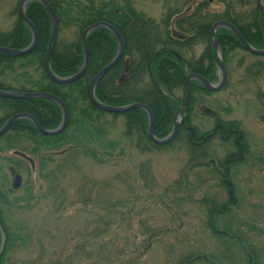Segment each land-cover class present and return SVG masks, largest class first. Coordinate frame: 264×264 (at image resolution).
<instances>
[{"label": "rangeland", "instance_id": "obj_1", "mask_svg": "<svg viewBox=\"0 0 264 264\" xmlns=\"http://www.w3.org/2000/svg\"><path fill=\"white\" fill-rule=\"evenodd\" d=\"M17 3L0 0V29L12 28ZM165 3L137 0V7L159 19ZM211 9L222 11L224 3L214 0ZM203 49V44L195 48L197 56ZM259 63L264 58L236 49L226 65L227 85L199 94L192 114L191 125L203 132L215 126V116L205 111L240 120L249 157L228 173L227 152L237 155L235 147L212 141L195 152L181 136L141 150L138 137L122 134L125 118L111 115L105 116L106 134L94 143L97 159L81 149L67 151L69 145L34 153L29 136L19 139L22 149L10 151L6 139L0 140V186L8 199L3 211L13 239L1 264H179L191 252L218 256L224 264H247L240 245L225 242L209 226L208 206L229 202L231 186L237 203L217 215V224L246 236L264 264V83L246 70ZM3 157L20 160L22 167L15 171ZM17 173L22 181L14 189Z\"/></svg>", "mask_w": 264, "mask_h": 264}, {"label": "trees", "instance_id": "obj_2", "mask_svg": "<svg viewBox=\"0 0 264 264\" xmlns=\"http://www.w3.org/2000/svg\"><path fill=\"white\" fill-rule=\"evenodd\" d=\"M47 1L58 18L57 38L51 55L53 72L59 77H69L81 69L84 63L82 33L86 27L100 21L115 26L124 38L125 52L121 60L96 85L97 98L112 106L145 103L153 112L154 134L159 138L168 136L173 130L175 113L185 98V80L189 73H199L209 82L219 80L211 38V27L215 22H231L253 47L264 49V15L257 0H216L224 3L222 11L211 9L214 0H165L164 11L159 19L140 10L137 0ZM19 2L20 0L13 9L16 18L12 28L0 29V46L24 49L32 41V32L18 12ZM26 15L37 28L38 43L27 55L0 53V89L52 93L66 104L69 122L62 133L44 135L29 119L21 118L0 138L6 139L8 151L22 149L18 144L19 139L29 136L36 143L32 149L34 153L47 150V147L55 150L69 145L67 151L78 152L81 149L97 159L98 151L94 148V143L107 132L106 115L125 118L122 134L129 138L138 137L137 144L141 150L167 145H159L150 139L149 117L144 109L112 113L97 107L89 97L91 81L118 53L119 43L112 31L103 27L91 31L87 38L90 62L86 73L74 82L62 84L49 77L44 65L52 32L50 13L41 2L32 0L26 6ZM216 35L225 65L236 49L249 52L229 28L218 27ZM200 44L204 45V49L197 56L195 48ZM256 56L264 58V55ZM256 69L253 65L246 68L247 72L253 71L254 75H259L260 80L264 81V64L259 63ZM35 73H38V77H35ZM190 90V102L174 141L185 136L195 152H199L201 149L198 148L204 146L203 136L207 132L191 125L192 114L196 104L201 102L197 98L201 97L199 94L211 95L215 91L207 89L197 79L190 82ZM0 110L3 111L0 128L8 118L20 112L33 115L46 129L57 128L63 117L61 107L48 98L16 99L0 96ZM205 113L212 114L216 119L220 118L216 112ZM217 134L210 139L218 136ZM113 146L110 144L109 147ZM105 152L111 155V152ZM2 159H6L15 171L22 167L20 160L11 157ZM26 159L32 160L30 157ZM49 159L53 158L49 156ZM242 159H233L229 166H234L235 162ZM227 165L225 162L224 167ZM224 182L230 184L227 177ZM229 194L230 201L223 203L220 208L215 203L208 206L211 214L209 226L225 242L229 240L238 243L246 255L247 264H260L257 253L250 247L246 236L217 224V215L228 213L237 203L232 186ZM7 202V195L0 186V264L13 243L3 211ZM196 261L224 264L218 256L193 252L179 264H193Z\"/></svg>", "mask_w": 264, "mask_h": 264}, {"label": "water", "instance_id": "obj_3", "mask_svg": "<svg viewBox=\"0 0 264 264\" xmlns=\"http://www.w3.org/2000/svg\"><path fill=\"white\" fill-rule=\"evenodd\" d=\"M30 1H32V0H20L19 5H18V11H19L20 17L28 25V27L30 28V30L32 32V41H31L30 45L24 49H14V48H10V47L0 46V53H8V54L16 55V56H23V55L30 54L35 49V47L38 43L37 28L35 27V25L31 22V20L26 15V6ZM36 1L41 2L46 7V9L48 10V12L50 13L51 18H52L51 38H50L49 47H48V50H47V53L45 56V61H44L45 69H46V72L49 75V77L53 81H55L57 83H62V84L74 82V81L80 79L86 73L88 66H89V62H90V50H89V45H88V41H87L89 34L91 33V31H93L94 29H97V28L103 27V28L109 29L110 31L113 32V34L116 36V38L118 40L119 50H118L117 55L114 57V59L110 63H108L91 81L90 86H89V97H90L91 101L97 107H99L105 111L112 112V113H123V112L130 111L132 109H135V108L144 109L148 113V117H149L148 135H149L150 139H152L155 143H157L159 145L168 144L176 137V135L179 131V127L184 120V111H185V109H186V107L190 101V97H191L190 82L192 80H194V79L199 80L207 89L213 90V91L220 90L226 85L227 80H228V73L226 70V66H225L221 51L219 49V42H218L217 35H216V31H217L218 27L224 26V27L229 28L237 36V38L240 40L242 45L247 50H249L251 53L258 54V55H264V49H257L255 47H253L246 40V38L241 34V32L231 22L226 21V20H219V21L215 22L211 27V38H212V42H213V46H214V55H215L216 63H217V66L219 68V71H220V81L219 82H209L203 75H201L199 73H194V72L189 73L186 77V80H185V99L181 103V105L179 106V108L177 109V111L175 113L173 130L171 131V133L167 137L159 138V137L155 136V134H154V115H153V112H152L151 108L148 105H146L145 103L136 102V103H132V104L126 105V106H112V105H107V104L102 103L97 98V95L95 92L96 85L121 60V58L124 55L125 41H124V38H123L122 34L120 33V31L115 26H113L107 22H104V21L96 22V23H93V24L89 25L88 27H86L82 33V43H83V47H84V63L82 65L81 69L77 73H75L69 77H59L53 72V70L51 68V55H52V52L54 50L56 38H57V29H58L57 14H56L54 8L52 7V5L47 0H36ZM257 5H258L259 9L261 10L262 14L264 15V0H257ZM0 96L6 97V98H16V99L17 98H48V99H51L52 101H54L55 103H57L61 107V110L63 113L62 122L55 129L44 128L39 123V121L33 115H31L29 113H26V112L16 113V114L12 115L5 122V124L0 128V137H2L11 128V126L17 120H19L21 118L29 119L33 123V125L44 135L60 134L65 130V128L68 125V122H69L68 108H67L66 104L63 102V100H61L59 97H57L56 95H54L52 93L45 92V91H12V90L0 89ZM20 154H22L23 156H26L23 153H20ZM21 181H22V176L20 174H15L14 181H13V187L15 189H18L21 185Z\"/></svg>", "mask_w": 264, "mask_h": 264}, {"label": "flooded vegetation", "instance_id": "obj_4", "mask_svg": "<svg viewBox=\"0 0 264 264\" xmlns=\"http://www.w3.org/2000/svg\"><path fill=\"white\" fill-rule=\"evenodd\" d=\"M264 82V81H263ZM215 120V126L211 131H206L207 134L205 136H203V144L206 147V149H208L211 145H212V141L214 142L213 144H218L219 143H223V145H229V147H235V149H237V151L235 152L237 155L233 154L234 150H231L229 152H227V159H226V163L228 164L225 167V171H227V173L229 172L231 166H229V163L235 159V158H245V157H249L247 156L248 153V147H249V143L248 141H245V133L244 131L241 129V123L240 120L236 119V118H222L220 117L219 119L214 118ZM264 120L260 121V123H263ZM218 133L217 135H219L218 140H214V139H210L212 135ZM234 202L236 203V200H234Z\"/></svg>", "mask_w": 264, "mask_h": 264}]
</instances>
